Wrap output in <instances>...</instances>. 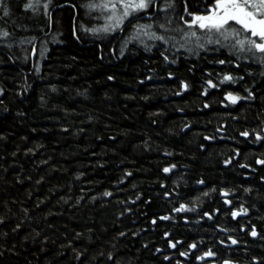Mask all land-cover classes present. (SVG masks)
<instances>
[{"label":"trees","instance_id":"16d2710c","mask_svg":"<svg viewBox=\"0 0 264 264\" xmlns=\"http://www.w3.org/2000/svg\"><path fill=\"white\" fill-rule=\"evenodd\" d=\"M27 4L0 24V264H264V53L180 47L182 0L121 38ZM142 23L169 42L127 45Z\"/></svg>","mask_w":264,"mask_h":264},{"label":"rangeland","instance_id":"374dc122","mask_svg":"<svg viewBox=\"0 0 264 264\" xmlns=\"http://www.w3.org/2000/svg\"><path fill=\"white\" fill-rule=\"evenodd\" d=\"M80 1L82 3L83 12L86 18L84 21V24L82 25L83 30L85 31L91 30L103 36H107L106 34H103L105 32L115 33L116 31L120 29V27L125 23V21L130 15L141 11V10L129 9L128 10L129 15L123 18L122 22L118 24L117 21L121 17H123V11H124L122 7L123 0H80ZM29 3L33 4V7L31 9L35 11V15L40 16L41 14L47 15L49 13L50 0H29ZM105 4H107L108 6L103 7V5ZM113 4H115V8L112 7ZM45 5H47V7H45ZM93 5H95L96 7H92ZM211 11L208 13L205 12L197 16H207L211 13ZM191 24H192V21L184 25L186 26L184 27V29L179 30L180 32L178 36L179 38L176 39L177 41L175 43L178 44L180 47H184V49L186 50H188L186 46L191 45V47L193 48V51H197L203 44L206 43V45H208L210 43L209 41L211 40H209V38L206 37L207 32H208L206 29H200L198 25H192V27H189V25ZM193 31L196 33V36L191 35ZM244 33L245 35L247 34L246 32ZM162 35H163L162 33H159L157 30H155L154 24L152 25L148 23H142L133 30L132 34L129 36L128 40L126 41V44L128 45L134 41H139L144 44L155 43L156 41L169 42L166 40V38L164 39ZM203 35H204V38H203ZM249 35L250 34L248 33V35L246 36H249ZM252 39H257V38L252 37ZM219 41H220L219 43L225 44V43L231 42L232 40H225L223 39V37H221ZM56 42L57 40L54 39L53 43H56ZM247 48L248 46L245 45L244 50H241L239 45H236L235 47H233V44L230 45L231 50L237 49L243 55L254 53V51H248ZM47 52H48V46L43 48L41 51H38L36 54V61H38L39 63L42 62L45 59ZM227 97L229 98V95ZM224 195L228 196V193L224 192ZM226 200H227V203L229 204L230 203L229 199H226ZM234 213H237V215H234V216H238L240 214H243L244 211H236ZM199 261L205 262L204 264H219L215 260V255L212 252H206L202 254L199 257ZM222 264H236V263L231 262V261H224Z\"/></svg>","mask_w":264,"mask_h":264},{"label":"snow or ice","instance_id":"6c2138e0","mask_svg":"<svg viewBox=\"0 0 264 264\" xmlns=\"http://www.w3.org/2000/svg\"><path fill=\"white\" fill-rule=\"evenodd\" d=\"M152 3L153 0H123V17H121L117 23L119 24L122 22L123 18L129 15V9H146ZM107 6V4L103 5V7ZM2 7L3 0H0V8ZM26 7L32 8L33 4L29 3ZM45 7H47V5H45ZM92 7L96 6L93 5ZM112 7L115 8V4H113ZM7 14V11H5L4 15ZM230 22L239 25L240 29L230 26ZM192 25H198L200 29H206L208 32L214 31L225 40H233V47L239 45L240 49L244 50L245 45H247L248 51H253L255 49L264 53V0H216L215 7L211 13L207 16H196L189 27H192ZM241 30L250 35L240 38ZM3 35L7 36L8 33L4 32ZM191 35L196 36V33L193 31ZM252 37H256L257 39H252ZM219 42L218 39L216 43ZM221 63H223V61H221ZM225 79L231 80L232 77H225ZM229 99L235 103L239 97H233L230 94ZM244 135H247V133ZM164 171L167 172L169 169H164ZM106 195H110V193H106ZM233 215H237V213ZM253 235H255V232H253ZM233 243H235V241H233ZM172 247H175V245H172ZM192 247H195V245H192Z\"/></svg>","mask_w":264,"mask_h":264},{"label":"flooded vegetation","instance_id":"af4514ba","mask_svg":"<svg viewBox=\"0 0 264 264\" xmlns=\"http://www.w3.org/2000/svg\"><path fill=\"white\" fill-rule=\"evenodd\" d=\"M168 1L170 0H153V3L147 9L141 10L137 13L130 15L118 31H116L115 33L108 32L109 34L105 32L103 34H106L107 36L117 35L120 38L123 37L124 33L126 32L129 26L133 28L138 22L147 21V20L151 21L155 19L159 15V7L164 2H168ZM172 1H176V0H172ZM182 1H183V9L181 12L182 20L191 18L192 21L197 15H201L205 12L207 13L210 12L213 9V7H215V4H216V0H203V1L202 0H182ZM9 2L10 3L17 2L19 5L18 11H21V0H3V7L0 8V24H1V21L4 19V17H6V15H4L5 11H7L8 13L7 15H10L11 11L7 9ZM192 4H196V6L206 5V7H199L198 9V7L196 6L193 7ZM196 8L198 10H196ZM4 32H7L8 35L4 36L3 35ZM97 34L100 35L99 33ZM0 36L1 37H11V36L21 37V29L14 28V30H11V29L6 28L5 26L1 27L0 25Z\"/></svg>","mask_w":264,"mask_h":264},{"label":"water","instance_id":"95a60500","mask_svg":"<svg viewBox=\"0 0 264 264\" xmlns=\"http://www.w3.org/2000/svg\"><path fill=\"white\" fill-rule=\"evenodd\" d=\"M149 17H151V16H149ZM37 44H38V40L36 41L34 48H33V51H32L31 61H32L33 65L35 63L36 54H37Z\"/></svg>","mask_w":264,"mask_h":264},{"label":"bare ground","instance_id":"6f19581e","mask_svg":"<svg viewBox=\"0 0 264 264\" xmlns=\"http://www.w3.org/2000/svg\"><path fill=\"white\" fill-rule=\"evenodd\" d=\"M34 48V47H33ZM33 51V50H32ZM31 57H32V55H31ZM36 61V60H35Z\"/></svg>","mask_w":264,"mask_h":264}]
</instances>
